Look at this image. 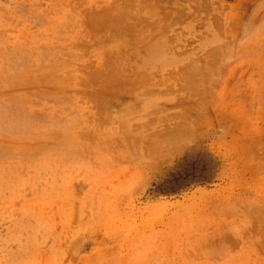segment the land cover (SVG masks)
Listing matches in <instances>:
<instances>
[{"label":"rangeland","instance_id":"rangeland-1","mask_svg":"<svg viewBox=\"0 0 264 264\" xmlns=\"http://www.w3.org/2000/svg\"><path fill=\"white\" fill-rule=\"evenodd\" d=\"M0 264H264V0H0Z\"/></svg>","mask_w":264,"mask_h":264},{"label":"bare ground","instance_id":"bare-ground-1","mask_svg":"<svg viewBox=\"0 0 264 264\" xmlns=\"http://www.w3.org/2000/svg\"><path fill=\"white\" fill-rule=\"evenodd\" d=\"M147 12H148V11H147ZM119 35H120V34H119ZM211 53H212V52H211ZM208 55H209V54H208ZM214 60H215V59H214ZM215 61H216V60H215ZM192 63H193V62H192ZM185 64H186V63H185ZM207 64H208V63H207ZM188 65H189V64H188ZM188 65H187V66H188ZM187 66H186V67H187ZM183 67H184V66H183ZM90 68H91V67H90ZM170 70H171V69H170ZM183 70H184V69H183ZM179 71H180V70H179ZM189 71H190V70H189ZM185 72H186V71H185ZM194 73H195V72H194ZM114 74H115V73H114ZM170 74H171V73H170ZM181 74H182V73H181ZM181 74H179V75H181ZM185 74H186V73H185ZM46 75H47V74H46ZM53 75H54V74H53ZM167 75H168V74H167ZM173 75H174V74H173ZM51 77H52V76H51ZM180 79H182V78H180ZM186 79H187V78H186ZM188 79H189V78H188ZM194 80H195V79H194ZM177 81H178V80H177ZM187 82H188V81H187ZM205 82H206V81H205ZM172 83H173V82H172ZM185 83H186V81H185ZM185 83H184V84H185ZM192 83H193V82H192ZM105 84H106V83H105ZM116 84H117V83H116ZM169 85H170V84H169ZM178 86H179V85H178ZM194 87H195V86H194ZM99 91H100V90H99ZM209 91H210V90H209ZM186 93H187V92H186ZM206 96H207V95H206ZM210 97H211V96H210ZM205 98H206V97H205ZM205 98H204V99H205ZM90 101H91V100H90ZM207 104H208V103H207ZM187 105H188V104H187ZM193 106H194V105H193ZM194 109H195V108H194ZM192 110H193V109H192ZM204 110H205V109H204ZM165 111H166V110H165ZM96 112H97V111H96ZM187 113H188V112H187ZM200 113H201V112H200ZM168 117H169V116H168ZM197 117H198V116H197ZM197 117H196V118H197ZM175 118H176V117H175ZM166 119H167V118H166ZM182 119H183V118H182ZM182 119H181V120H182ZM165 121H166V120H165ZM169 124H170V123H169ZM175 125H176V124H175ZM83 138H84V137H83ZM170 139H171V138H170ZM171 140H172V139H171ZM159 141H160V140H159ZM170 142H171V141H170ZM165 145H166V144H165Z\"/></svg>","mask_w":264,"mask_h":264}]
</instances>
